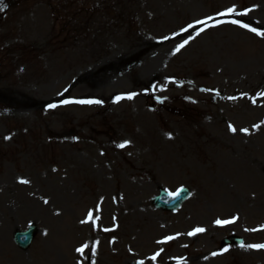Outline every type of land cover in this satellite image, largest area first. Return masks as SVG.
<instances>
[{
	"label": "rangeland",
	"instance_id": "rangeland-1",
	"mask_svg": "<svg viewBox=\"0 0 264 264\" xmlns=\"http://www.w3.org/2000/svg\"><path fill=\"white\" fill-rule=\"evenodd\" d=\"M232 19L264 30V0H3L0 264H264V37Z\"/></svg>",
	"mask_w": 264,
	"mask_h": 264
},
{
	"label": "snow or ice",
	"instance_id": "snow-or-ice-1",
	"mask_svg": "<svg viewBox=\"0 0 264 264\" xmlns=\"http://www.w3.org/2000/svg\"><path fill=\"white\" fill-rule=\"evenodd\" d=\"M2 3H3V0H0V4H2ZM252 10L253 9H244L243 11H238L235 6H232V7L227 8L224 12L218 13L217 15L218 16L234 15V16H241L242 17V16H248L249 12H251ZM213 19H215V18L214 17H208L205 20H199L196 23L200 24V25H206L209 20H213ZM228 22L233 24V25H236V26H238L240 28L246 29L249 32H252V33H254L257 36L264 37V30H260V29H258L256 27H251L248 23H245V22H243L240 19H232V20H230ZM219 23H220V21H218L217 24L213 25V26H218ZM192 27H194V25H189L188 26V28H192ZM203 30H204L203 28L200 29V31H203ZM182 31H188V29L186 28V29H183ZM200 31H198L196 33L197 36L200 35ZM188 43H189V40H187V39L184 40L183 43H181V44H179L177 46L175 51L179 52ZM64 91L67 92L68 89L66 88ZM60 95H63V93H60ZM136 95H137V93H135V92L127 93V94H120V95H117L114 98L113 102L116 103V102H119V101H121L123 99L132 100ZM245 95H247V94H245ZM257 95L258 96H264V93H258ZM72 103L81 104V105H93V104L102 105L103 101L100 100V99H78V100L65 99V100H63L61 102L62 105H68V104H72ZM253 103H255V101H253ZM58 106H60V105H58L56 103H50L47 107L49 109H55ZM262 123H264V122H262ZM253 127L255 129H260L261 128V124H255V125H253ZM229 130L232 131L233 133H235L237 131V129L234 126H232L231 124L229 125ZM240 131H243L246 134H250L249 130L247 128L241 129ZM168 135H169V138H171V135L170 134H168ZM5 139H10V137H5ZM128 144H130V142L129 141H125V142H123V143H121V144H119L117 146L120 147V148H124ZM20 183L28 184L30 182L27 181V180H21ZM44 203L47 204L48 201L45 200ZM91 218H92V214L89 213V219H91ZM235 219H237V218L234 217L231 220H220V219H217L215 221V224L217 226H226L228 224L234 223ZM87 222H88L87 220L81 221V223H87ZM256 230H264V229H248V231H256ZM205 231L206 230L204 228H199L198 227V228L194 229L192 232L187 233V235L195 236L196 234L203 233ZM45 234H47V233H45ZM172 239H174V237L170 236V237H167L165 241H158V243H165V242L170 241ZM241 247H247V248H251V249L260 250V249H264V244H248V245L241 244ZM86 248H88L87 244H85L82 247L78 248L77 252L83 254L85 252ZM224 251H228V249L225 248ZM159 255H160V253L157 252L154 256L151 257V259L155 260L157 258V256H159ZM214 255H215V253H214ZM140 264H143V261H141Z\"/></svg>",
	"mask_w": 264,
	"mask_h": 264
},
{
	"label": "water",
	"instance_id": "water-1",
	"mask_svg": "<svg viewBox=\"0 0 264 264\" xmlns=\"http://www.w3.org/2000/svg\"><path fill=\"white\" fill-rule=\"evenodd\" d=\"M187 195V188L173 194L166 191H161L160 195L156 197L155 203L157 206L167 209L176 208L186 198ZM34 232L35 227H31L24 232L19 231L16 233V239L23 247H26L31 242Z\"/></svg>",
	"mask_w": 264,
	"mask_h": 264
},
{
	"label": "bare ground",
	"instance_id": "bare-ground-1",
	"mask_svg": "<svg viewBox=\"0 0 264 264\" xmlns=\"http://www.w3.org/2000/svg\"><path fill=\"white\" fill-rule=\"evenodd\" d=\"M245 17H247L248 19H250V16H245ZM166 51V50H165ZM157 58H154L153 60H156ZM91 252H92V254H94L95 253V247L94 248H92L91 247ZM85 251H87V253L85 254V255H87L88 254V250H87V248L85 249ZM113 256H118V253L117 252H114L113 253ZM101 262V264H103V262L102 261H100ZM95 264H97V262L95 263Z\"/></svg>",
	"mask_w": 264,
	"mask_h": 264
}]
</instances>
